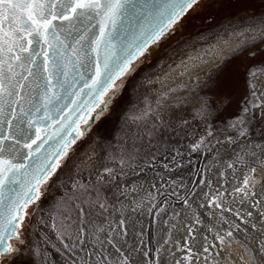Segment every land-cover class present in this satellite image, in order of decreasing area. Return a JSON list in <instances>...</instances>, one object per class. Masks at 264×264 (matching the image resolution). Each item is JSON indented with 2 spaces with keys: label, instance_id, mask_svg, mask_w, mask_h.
Masks as SVG:
<instances>
[{
  "label": "snow or ice",
  "instance_id": "1",
  "mask_svg": "<svg viewBox=\"0 0 264 264\" xmlns=\"http://www.w3.org/2000/svg\"><path fill=\"white\" fill-rule=\"evenodd\" d=\"M199 2L0 0V264H10L20 255L21 246L25 244L27 218L31 215L29 208L41 199L49 182L63 166L62 162L69 157L71 146L86 135L90 121L106 111L113 96L124 87L127 77L137 70L142 58L150 54L149 49L158 46ZM246 24L237 36L254 41L258 34L264 35V17L252 18ZM245 33L250 35L245 36ZM209 52L215 57V46L189 59L206 64L208 61L203 60V56ZM249 54L255 56L256 53ZM188 70L186 65L184 72ZM250 76L252 96L261 101L252 107L260 108L264 106V87L260 86L264 67L254 69ZM161 87L166 89L162 93L163 99L168 98L169 92L179 91L167 84ZM157 106L163 105L157 101ZM151 112V105H148L142 114L131 116L133 125L145 121ZM81 123L85 126L83 130L79 127ZM54 125L59 127L53 135H48V128ZM241 125L243 119L237 118L229 127L236 129L239 137H244L247 129ZM209 137L216 139L211 128L191 146L192 151H200L211 144ZM139 138L138 134L131 135L129 150L118 158L111 157L121 171L125 166L131 167L138 151L135 140ZM50 141L56 143L45 148ZM226 141L229 144L236 142L232 136L226 137ZM221 142L216 139V143ZM115 171L112 167L104 168L96 177L97 183L105 177H114ZM207 171H211L210 166ZM257 173H264V148H260L259 153L255 150L236 152L231 159L221 163L218 176L222 179L215 184L206 177L205 169H201L199 179L192 182L194 188L186 193L176 191V187L185 186L178 185L175 180L170 184L165 181L171 191L157 188L161 195L175 196L191 212L192 222L185 225L183 244L180 239L173 242L175 251L165 247L172 241L171 232L162 242H157L155 249H148L142 238L127 252L123 250L128 246L126 241L123 245L116 243L129 234L127 219L130 217L126 219L124 211L135 213L143 207V200L131 197V193L137 191L135 186L120 190V197L135 205L128 207L119 198L115 204L109 202L96 184L74 181L71 195L62 197L64 219L54 223L53 229L68 250L75 249L77 243L83 247L91 240L94 249L87 251L86 256L93 264H144L135 259L140 245L146 249L143 256L148 264H161L169 257V264L173 261L174 264H220L221 260L232 256L225 248L233 243L244 249L248 264H264V186L257 187L262 184ZM147 195L150 200H156L155 193ZM201 197L203 202L197 203ZM194 203L197 208L209 209L210 215L218 216L216 223L227 227H209L211 239L202 235L201 241H197L200 232L196 225L203 222L201 213L193 208ZM237 203L256 209V216L252 210L241 211L229 206ZM60 206L58 203L57 208ZM156 207L153 203L152 208ZM109 208L113 213H119L118 219L104 215ZM164 211L159 208L156 215ZM72 212L76 213L75 219ZM225 213L234 219H229ZM176 216L171 219L175 220ZM93 217L102 219L97 223ZM188 218L185 213L184 219ZM65 221L70 223L65 224ZM72 224H76L75 242L69 245L64 243L63 237ZM177 225L178 222L171 228L175 229ZM250 232L258 235L250 237ZM106 245L119 254L117 259L111 257ZM177 252L183 255L177 257ZM38 254L39 250L34 248L33 255ZM83 264H89V260L83 259ZM231 264H245L244 257L232 259Z\"/></svg>",
  "mask_w": 264,
  "mask_h": 264
},
{
  "label": "rangeland",
  "instance_id": "2",
  "mask_svg": "<svg viewBox=\"0 0 264 264\" xmlns=\"http://www.w3.org/2000/svg\"><path fill=\"white\" fill-rule=\"evenodd\" d=\"M221 2L224 0H200L174 26V30L160 41L158 46L149 49L150 54L143 57V62L139 64L137 70L127 77L124 87L118 96H113L105 113L94 122L83 138L71 146L69 157L62 162L63 166L57 170L41 199L36 205L30 206L32 212L27 218L24 230L25 244L21 246L20 255L10 261V264H71L73 262L72 251L64 248L60 239L57 238L58 232L53 229V224L64 219V214H61L64 213L62 197H65V194L71 195L73 191L71 185L74 181L96 184L109 202L115 204L119 198L128 207L135 205L120 197L116 188L121 185L125 188L135 186L137 191L132 192L131 197L143 200V207L135 213L124 211L125 218L132 219L131 221L127 219V224L130 225L129 234L123 241L117 240L116 243L123 245L126 241L128 246H125L123 250L127 252L142 238L148 249H155L157 242H162L171 232L172 241L165 247L175 251L173 242L180 239L183 244L185 225L192 222L189 219L185 220L184 216L185 213L191 215V212L184 208L182 202L175 196L161 195L157 192V188L161 191H171L169 184L175 180L178 185L185 186L176 187V191L186 193L194 188L192 182L199 179L201 169H205L206 177L212 179L215 184L217 180L222 179L218 176L220 170L215 171L218 164L231 159L236 152L255 150L259 153L260 148H264V106L252 107L253 104L261 103V101L252 96L249 83L250 73L256 68L264 67V49H261L264 46V35L258 34L254 41L236 35L247 27L248 20L264 17V8L243 10L237 8L238 12L220 16L218 20L204 21L205 14L210 9L209 4ZM248 35L250 34L245 33V36ZM241 41L240 49L215 63H212L214 57L211 52L203 56V60L208 61L206 64L201 60L189 59L198 53L212 49L213 46L216 51L224 50L226 42L240 43ZM254 47H257L255 51H260L259 56L247 63L248 68L242 74L243 83H239L240 87H234L232 82L229 85L226 80L221 84L219 80L228 62L233 58H242ZM186 65L190 72H184ZM185 78L189 79L187 85L175 87V79L182 81ZM162 84H167L179 91L169 92L168 98L163 99L162 93L166 89L161 87ZM157 101H160L163 106L158 107ZM148 105L152 108L151 115L145 121L133 125L130 117L142 114ZM245 108L248 109L247 112L244 111ZM237 118L243 119L241 127L247 129L244 137H239L237 130L229 127L230 122H235ZM209 128L213 132V137L222 142L216 143V139L209 137L211 144L200 151H192L191 146L201 136L206 135ZM134 133L140 137L135 140L138 151L131 162V167L125 166L121 171L112 162L111 157L118 158L120 154L129 150V137ZM228 136H232L236 142L227 143ZM209 147L212 151H208ZM209 166L211 171H207ZM106 167L116 170L114 177H105L102 182L97 183V175ZM257 175L262 180V184L257 187L264 186V173H257ZM165 181L169 184H165ZM153 185L157 187L153 188ZM204 190L207 191L206 188ZM149 192L156 194L155 201L148 198ZM202 202V197L197 200V203ZM58 203L61 205L59 209ZM153 203L157 204L156 208H152ZM229 206L240 208L241 211L252 210L256 216L257 210L250 209L248 204L237 203ZM150 208L151 211H149ZM159 208H164L165 211L156 215ZM193 208L201 213L200 218L203 222L201 225H196L200 232V235H197V241H201L202 235H207L211 239L209 227H227V225L217 224L218 216L210 215L209 209L197 208L196 203L193 204ZM176 213L179 215L176 216ZM104 215L111 219L119 217V213L116 218L108 212ZM225 215L229 219H234L229 213ZM173 216H176L175 220L171 219ZM93 218L97 223H100L102 219L101 217ZM177 222V228H171V225ZM242 227L247 226L242 225ZM66 231L63 237L64 243L69 241V231ZM141 233H143L142 236ZM257 235L256 232L249 233L250 237ZM105 247L113 259L118 258L119 254L114 249L108 245ZM34 248L39 250L38 255H33ZM93 249L91 240L83 247L80 246L82 252ZM144 250H146L144 245H140V251L135 253V259L148 264L143 256ZM225 251H231L232 256L221 260L220 264H231L232 259L241 256L244 257L245 264H248L244 249L238 244L226 246ZM167 255L165 253V256ZM182 255L183 253H176L177 257ZM82 258L88 259L89 264H93L87 256L80 257L83 261ZM169 260H171L170 257L168 260L161 261V264H169Z\"/></svg>",
  "mask_w": 264,
  "mask_h": 264
},
{
  "label": "trees",
  "instance_id": "3",
  "mask_svg": "<svg viewBox=\"0 0 264 264\" xmlns=\"http://www.w3.org/2000/svg\"><path fill=\"white\" fill-rule=\"evenodd\" d=\"M209 5L210 6L208 7H210V9L205 14L204 18V21L207 22L218 20L220 19V16H225L226 14L238 12L239 8L242 10L247 8H264V0H243L242 2L240 0H224V2H221L220 4L210 3ZM249 61L252 60H249L246 55L242 58L240 57L231 59L228 62L225 70L223 71L222 78L219 80V82H221L222 84V82L226 80V83H228L229 85H231L232 82V85L234 87L239 88L240 85L243 83V79L241 78L243 76L242 74L244 73V71L246 72V69L248 68L247 63ZM119 93L120 91L114 96H118ZM109 105L107 106V109ZM87 115L88 114H86L85 116L87 117ZM82 126L83 124L81 123L79 127L82 128ZM29 211L32 212V209L30 208Z\"/></svg>",
  "mask_w": 264,
  "mask_h": 264
},
{
  "label": "bare ground",
  "instance_id": "4",
  "mask_svg": "<svg viewBox=\"0 0 264 264\" xmlns=\"http://www.w3.org/2000/svg\"><path fill=\"white\" fill-rule=\"evenodd\" d=\"M242 41L240 43H236V42H232V43H229V42H226L224 45L225 48L224 50H217L216 51V54H215V57H214V61L212 60V63H215V61H219L221 59H224L225 57H227L228 55H230L231 53H233L234 51L238 50L241 48L242 46ZM193 68V67H192ZM190 72V71H188ZM186 75V74H185ZM191 75V74H190ZM171 77V76H170ZM172 78V77H171ZM177 78V77H176ZM189 81V79L185 78L181 81H178L177 79H175V87L177 88H180V87H184L185 85H187V82ZM174 85V84H173ZM260 86L261 87H264V77H261V81H260ZM173 87V86H172ZM257 145V144H255ZM263 145V144H262ZM253 148H256L255 146H253ZM220 163V162H219ZM217 164V163H216ZM215 168V167H214ZM214 170V169H213ZM220 170V164H218V166L216 167L215 171H219ZM212 175V174H211ZM125 187L124 186H119L116 188V192L120 193V190L124 189ZM126 205V204H124ZM127 206V205H126ZM65 208V205L63 207V209ZM61 214H64V213H61ZM108 214H112V215H115L114 217L116 218L117 217V213H113V209L112 208H109V211H108ZM72 215V218L75 219L76 218V213L75 212H72L71 213ZM63 216V215H62ZM188 219L191 220V215L188 214ZM63 218V217H62ZM132 219H129L128 221H131ZM70 223V221H66V224ZM139 225H140V221L138 222ZM75 229H76V224H72V226L70 228H67V230L69 231L68 233V236H72V239H68V243L69 245H72L74 242H75V235H74V232H75ZM46 231L48 232V229L46 227ZM67 232V231H66ZM50 234V233H49ZM73 255H71V259L72 261H77L78 264H83V261L80 260V257L83 255V256H86V251L85 252H82L80 250V245L77 243V246L75 249L71 250ZM65 253V252H64ZM67 254V253H66ZM70 255V254H69ZM73 264V262L71 263Z\"/></svg>",
  "mask_w": 264,
  "mask_h": 264
},
{
  "label": "water",
  "instance_id": "5",
  "mask_svg": "<svg viewBox=\"0 0 264 264\" xmlns=\"http://www.w3.org/2000/svg\"><path fill=\"white\" fill-rule=\"evenodd\" d=\"M94 31H95V30H94ZM261 49L263 50V49H264V46H262ZM89 103H91V101H89ZM106 110H107V109H106ZM97 111H99V109H97ZM104 113H105V111L103 112V114H104ZM86 114H88V113L85 112L84 115H86ZM103 114H102V115H103ZM77 115H79V113H78ZM102 115H101V116H102ZM92 116L95 117V113H93ZM73 119H76V117H73ZM96 120H97V119L93 118V119L90 121V126L87 128V131L90 129V127L94 124V122H95ZM61 123H63V121H61ZM58 127H59V125H54V126L48 128V130H47L48 135H53V134L56 132V129H57ZM84 127H85V126L83 125L82 128H81L80 130H83ZM86 133H87V132H86ZM41 134H43V131H42ZM84 136H85V135H84ZM84 136H83V137H84ZM83 137H82V138H83ZM55 143H56V141H50L48 145H45V148H48L49 145H52V144H55Z\"/></svg>",
  "mask_w": 264,
  "mask_h": 264
},
{
  "label": "flooded vegetation",
  "instance_id": "6",
  "mask_svg": "<svg viewBox=\"0 0 264 264\" xmlns=\"http://www.w3.org/2000/svg\"><path fill=\"white\" fill-rule=\"evenodd\" d=\"M262 44H263V43H262ZM255 49H257V47H254V48H252V49L250 50V51H252V52L254 51V52L256 53L255 56L250 55V54H249L250 51H248V52L245 53V55H247V57H248L249 60L256 59V58L259 56L258 53H259L260 51L258 50V52H257V50L255 51ZM245 55H244V56H245Z\"/></svg>",
  "mask_w": 264,
  "mask_h": 264
}]
</instances>
